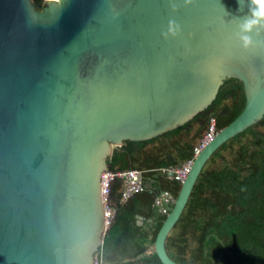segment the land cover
Listing matches in <instances>:
<instances>
[{"label":"water","instance_id":"water-1","mask_svg":"<svg viewBox=\"0 0 264 264\" xmlns=\"http://www.w3.org/2000/svg\"><path fill=\"white\" fill-rule=\"evenodd\" d=\"M251 0H0V264H94L115 148L192 120L230 79L241 113L194 158L165 242L212 154L264 118V21ZM179 26L168 36L170 24ZM141 222H139V225Z\"/></svg>","mask_w":264,"mask_h":264},{"label":"trees","instance_id":"trees-1","mask_svg":"<svg viewBox=\"0 0 264 264\" xmlns=\"http://www.w3.org/2000/svg\"><path fill=\"white\" fill-rule=\"evenodd\" d=\"M244 103L242 84L230 79L213 103L185 125L149 141H127L113 150L109 171H141L143 191L122 203L121 181H114V217L97 253L100 260L162 264L154 241L166 214L158 213L154 201L166 192L175 200L181 183L168 179L161 169L193 159L210 120L220 131L241 113ZM172 207L166 205L167 213ZM165 249L179 264H264V118L208 159Z\"/></svg>","mask_w":264,"mask_h":264},{"label":"built area","instance_id":"built-area-1","mask_svg":"<svg viewBox=\"0 0 264 264\" xmlns=\"http://www.w3.org/2000/svg\"><path fill=\"white\" fill-rule=\"evenodd\" d=\"M219 131L215 127V121L210 120L209 127L203 137L198 141L194 148V157L188 160L183 165L179 167H170L161 169V172L166 175L168 179L176 180L179 183L187 178L193 160L197 156L198 152L202 149L207 140L214 138ZM118 179L122 184L121 199L122 203H125L134 194L143 191V178L142 172L139 170H127L119 172L106 171L100 176V186H101V198L104 207V216L106 224L109 226L114 217V208L111 205V187L114 181ZM169 203H174L173 198L169 193H163L155 198L154 206L157 208L158 213L167 214L166 205Z\"/></svg>","mask_w":264,"mask_h":264},{"label":"clouds","instance_id":"clouds-1","mask_svg":"<svg viewBox=\"0 0 264 264\" xmlns=\"http://www.w3.org/2000/svg\"><path fill=\"white\" fill-rule=\"evenodd\" d=\"M252 5L255 7L250 9L252 14V19L247 20L241 26V32L244 33L240 36V40L245 49L251 47L252 39L250 35L247 33H251L253 28L258 27L262 21H264V0H251ZM179 32V26L175 25L174 22L170 24L168 32L165 34V38L170 36H176Z\"/></svg>","mask_w":264,"mask_h":264},{"label":"rangeland","instance_id":"rangeland-1","mask_svg":"<svg viewBox=\"0 0 264 264\" xmlns=\"http://www.w3.org/2000/svg\"><path fill=\"white\" fill-rule=\"evenodd\" d=\"M195 129H196V126H195ZM194 133V132H193ZM206 133V132H205ZM204 133V134H205ZM194 135V134H193ZM94 264H105V263H109V262H107V261H105V260H100L99 259V257L97 256V255H95V259H94Z\"/></svg>","mask_w":264,"mask_h":264},{"label":"bare ground","instance_id":"bare-ground-1","mask_svg":"<svg viewBox=\"0 0 264 264\" xmlns=\"http://www.w3.org/2000/svg\"><path fill=\"white\" fill-rule=\"evenodd\" d=\"M213 140V138L209 139L206 141V143L204 144V146L202 147V149L198 152V154L205 148L206 145H208L211 141ZM197 154V155H198Z\"/></svg>","mask_w":264,"mask_h":264},{"label":"flooded vegetation","instance_id":"flooded-vegetation-1","mask_svg":"<svg viewBox=\"0 0 264 264\" xmlns=\"http://www.w3.org/2000/svg\"><path fill=\"white\" fill-rule=\"evenodd\" d=\"M37 6H42L43 4V0H37V2L35 3Z\"/></svg>","mask_w":264,"mask_h":264}]
</instances>
